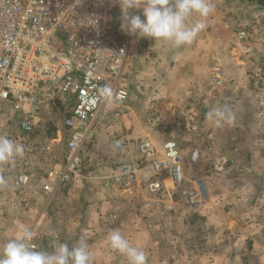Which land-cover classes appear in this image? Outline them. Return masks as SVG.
<instances>
[{"label":"crops","instance_id":"crops-1","mask_svg":"<svg viewBox=\"0 0 264 264\" xmlns=\"http://www.w3.org/2000/svg\"><path fill=\"white\" fill-rule=\"evenodd\" d=\"M244 6L245 11L232 10L231 16L223 7L213 11L190 45L148 43L142 53L148 61L138 66L131 90L151 99L155 119L149 125L156 129L144 137L131 134L125 129V104L112 109L109 123L99 128L91 145L102 147L96 162L100 168L79 174L53 199L36 178L63 162L62 123L39 124L37 118L34 132L25 134L18 116L1 103L0 136L25 150L22 157L0 164L6 180L0 185V247L29 227L37 251L42 240L44 251L52 252L60 243L71 246L83 237L93 264H127L107 239L110 231L119 230L144 251L146 264H264V112L252 80L264 66L259 45L264 9ZM199 19L194 16L192 22ZM240 32L247 40H239ZM223 105L231 118L215 124L207 113ZM115 122L119 128L111 130ZM116 139L123 143L121 151L113 146ZM147 140L158 148L170 140L177 143L185 177L206 180L203 203L191 209L168 180L158 194L147 191L139 174L118 186L111 182L120 166L139 160V144ZM23 173L30 183L17 190L14 178Z\"/></svg>","mask_w":264,"mask_h":264},{"label":"built area","instance_id":"built-area-1","mask_svg":"<svg viewBox=\"0 0 264 264\" xmlns=\"http://www.w3.org/2000/svg\"><path fill=\"white\" fill-rule=\"evenodd\" d=\"M238 38L247 40L244 32ZM147 45L144 39L121 30L120 9L113 0H0V104L18 116L16 122L23 133L31 134L41 100L58 98L62 103L63 162L36 178L49 199L81 173L83 149L109 121L112 109L129 99L133 75L148 61L142 54ZM259 45L264 56V32ZM252 80L258 108L264 112V66L254 72ZM113 146L121 151L123 143L116 139ZM139 154L136 163L120 166L111 181L114 185L135 180L139 174V181L151 194L165 191L168 180L191 209L206 200V180L185 177L176 142L170 140L158 148L143 141ZM29 183L25 173L13 181L17 190ZM32 246L38 250L37 245Z\"/></svg>","mask_w":264,"mask_h":264},{"label":"clouds","instance_id":"clouds-1","mask_svg":"<svg viewBox=\"0 0 264 264\" xmlns=\"http://www.w3.org/2000/svg\"><path fill=\"white\" fill-rule=\"evenodd\" d=\"M121 13V30L137 39H149L154 43L170 44L175 48L190 45L205 28L204 19L214 11L212 0H113ZM140 11L141 15H134ZM199 17L192 22V17ZM143 17V18H142ZM104 92L107 89L102 90ZM207 118L220 124L231 118L226 106L213 107ZM24 145L7 136H0V164L24 155ZM6 184L0 176V185ZM35 233L22 227L0 247V264H93L89 245L81 237L74 245L60 243L52 252L37 251L31 241ZM110 248L126 258L127 264H146L143 250L124 236L119 230L108 234Z\"/></svg>","mask_w":264,"mask_h":264},{"label":"rangeland","instance_id":"rangeland-1","mask_svg":"<svg viewBox=\"0 0 264 264\" xmlns=\"http://www.w3.org/2000/svg\"><path fill=\"white\" fill-rule=\"evenodd\" d=\"M214 4V11L219 10V7H223L224 9H226V11L229 12V16H231L230 12L232 10L236 11V9H239V11H245V7L244 5H246L245 2H240L239 0H214L213 1ZM247 15V14H246ZM232 18V17H230ZM227 18L230 22V19ZM242 28V27H240ZM244 28V27H243ZM145 44H151L153 46V40H149V39H144ZM61 101L60 99H55L54 101L49 100V98H43L41 100V105H40V110L38 113V122L39 124L42 121H45L46 123H48L49 125H59V123L61 122V113H60V109H61ZM150 106H151V99L150 98H146L142 92H134V90H131L129 99L126 101L125 103V108H124V115H125V121L127 122L128 128H125L126 130L129 131V133H133V131H137L139 133H141V137H144L145 135H147L148 133L150 134L151 131L149 130H153L156 128H151L149 123H152V119H155L154 116L150 115ZM119 114V115H123ZM162 118H164L162 116ZM108 122V121H107ZM109 123V122H108ZM113 126L111 128V130L113 129H117L119 128V124L117 122L115 123H110L109 126ZM160 127H164V125H160ZM110 130V131H111ZM149 131V132H147ZM156 138V136H155ZM95 138H93V143H95ZM158 141H164L163 137H158L157 139ZM90 144L94 145V144ZM62 155L64 157V152H65V144L62 142ZM87 146L83 149V153L80 154V157L82 159V164H81V173H87L91 170H95L97 167L100 168V165H98L97 159H99V153L100 150L102 149V147L100 146H94V147H90ZM136 163V161H135ZM80 173V174H81ZM98 173V172H97ZM88 174V173H87ZM53 203V202H52ZM54 205V204H53ZM52 205V209L54 210V208H56V204L55 206ZM58 207V204H57ZM51 208V207H48ZM51 213L53 214V211H51ZM47 218L50 220L51 216ZM34 244V243H32ZM35 245V244H34Z\"/></svg>","mask_w":264,"mask_h":264},{"label":"trees","instance_id":"trees-1","mask_svg":"<svg viewBox=\"0 0 264 264\" xmlns=\"http://www.w3.org/2000/svg\"><path fill=\"white\" fill-rule=\"evenodd\" d=\"M240 2H245L247 4H251V5H255L257 6L258 8L260 9H264V0H239ZM45 243H44V240H42L40 243H39V249L41 251H44L45 250Z\"/></svg>","mask_w":264,"mask_h":264}]
</instances>
